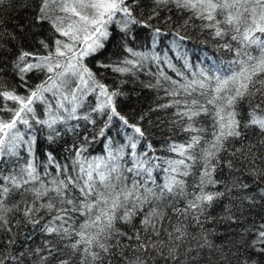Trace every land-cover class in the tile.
<instances>
[{"label": "snow or ice", "instance_id": "6c2138e0", "mask_svg": "<svg viewBox=\"0 0 264 264\" xmlns=\"http://www.w3.org/2000/svg\"><path fill=\"white\" fill-rule=\"evenodd\" d=\"M24 6L0 19V264H264V0ZM189 28L231 59L192 61ZM133 80L157 102L129 116Z\"/></svg>", "mask_w": 264, "mask_h": 264}, {"label": "trees", "instance_id": "16d2710c", "mask_svg": "<svg viewBox=\"0 0 264 264\" xmlns=\"http://www.w3.org/2000/svg\"><path fill=\"white\" fill-rule=\"evenodd\" d=\"M26 3L27 0H3V4L0 5V19L5 21V27L7 30L13 31L14 25L16 23H23L24 18L31 15L28 9L24 6ZM187 35L191 38L184 41V47L182 51L184 55H187L192 61L203 62V66L207 67L211 66L214 62H219V59H223L225 61L231 59L230 55L225 54L224 52L217 49V42L210 39L207 34H201L198 30L189 28ZM171 40L172 37L170 36L165 40V44L171 49L167 54L173 58L174 62H180L181 57L177 55V49L172 46ZM156 50L159 51V47H157ZM110 51L115 52V47H112ZM161 54L163 55L164 53ZM169 74H171V72H169ZM106 75H109L108 82L111 83V75ZM139 79L141 81L147 82L149 78L147 74H141ZM122 87L127 93V96L121 100V105L123 107L124 113L129 116H131L132 113L147 111L149 106H154L157 102V94L152 90L143 88L140 83L135 80L129 81ZM170 114V112H157L150 114L153 124L156 126L151 127L149 130L155 136L156 140H162L171 133L172 130L168 126V117ZM158 119L159 121H163V123L157 124ZM70 138L71 133L65 137L66 140ZM100 152V147L95 146V152L93 154ZM30 227L31 226L23 228L22 231L27 232ZM42 239L43 237L37 238L36 244H40ZM217 242L219 243L220 241ZM210 258L213 261L216 259L214 255H212ZM241 259H243V257H241ZM204 264H208V261L206 260ZM233 264H235V261H233Z\"/></svg>", "mask_w": 264, "mask_h": 264}]
</instances>
